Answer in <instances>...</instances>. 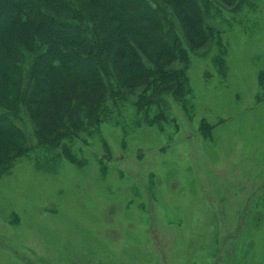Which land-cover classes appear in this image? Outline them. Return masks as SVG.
Listing matches in <instances>:
<instances>
[{
  "label": "rangeland",
  "instance_id": "1",
  "mask_svg": "<svg viewBox=\"0 0 264 264\" xmlns=\"http://www.w3.org/2000/svg\"><path fill=\"white\" fill-rule=\"evenodd\" d=\"M209 2L201 46L175 20L179 94L141 108L145 83L112 75L100 121L50 143L20 108L23 134H0V264H264V0Z\"/></svg>",
  "mask_w": 264,
  "mask_h": 264
},
{
  "label": "trees",
  "instance_id": "2",
  "mask_svg": "<svg viewBox=\"0 0 264 264\" xmlns=\"http://www.w3.org/2000/svg\"><path fill=\"white\" fill-rule=\"evenodd\" d=\"M208 9L209 0H0V65L16 80V92L6 95L11 100H0V125H6L0 134L22 133L16 126L20 108L42 142L96 125L106 96H121L110 80L113 75L119 82L123 71L150 92L139 96L141 108L179 94L182 72L166 67L186 59L185 30L194 48L208 40ZM145 49L154 50V68L140 63ZM8 159L0 158V171Z\"/></svg>",
  "mask_w": 264,
  "mask_h": 264
}]
</instances>
